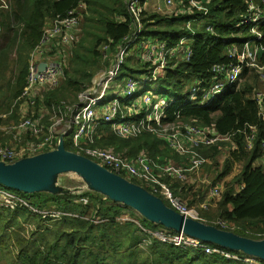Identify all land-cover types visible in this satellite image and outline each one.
Returning a JSON list of instances; mask_svg holds the SVG:
<instances>
[{"label": "trees", "instance_id": "obj_1", "mask_svg": "<svg viewBox=\"0 0 264 264\" xmlns=\"http://www.w3.org/2000/svg\"><path fill=\"white\" fill-rule=\"evenodd\" d=\"M85 1L89 11L99 16L95 20L104 32L101 45H110L111 54H116L117 47L130 31L127 14L129 0ZM75 3L76 0H10V10H0L3 28L0 37L5 38V43L0 46V125L17 124L24 117L36 119L41 115L40 107L51 111L52 106H60L71 95L76 100L77 95L84 90L82 88L90 84L100 71L97 61L100 52L97 47L101 40L94 43L92 50L95 56L92 55V60L96 58L94 66H91V58L83 55L85 60L81 61L80 69L77 65L75 72L70 73L67 68L62 85L47 93L43 99H38L37 106L26 110L21 118L22 96L27 86L31 54L41 42L44 27L57 14L65 13ZM245 6L246 0H210L209 18L204 23L192 24L195 35L190 41L193 50L191 61L177 63L175 72L169 70L153 85L167 83L170 86V91L163 93L166 96L156 94L172 100L167 109L169 118L162 122L163 126L209 128L220 137L213 144L191 149L205 158L202 169L213 162L217 165L222 152L230 144L234 147L225 159L221 173L213 177L212 190L220 186V181L232 172L236 164L242 166L238 177L227 185L225 191L220 192L219 200H214V215L211 217L203 213L205 223L216 227V222L223 221L229 226L228 229L218 227L220 230L261 241L264 240V120L259 117L260 106L252 93L255 88H261L263 92L264 89L262 85L259 86L257 74L250 72L248 65L244 64L238 84L216 96L211 103L197 106L189 100L192 98L189 93L192 82L198 81L202 90L209 82L214 83L215 76L211 73L213 66L240 65L239 60L229 58V46L236 45L241 53L245 45L257 37L245 26L241 30L238 28ZM179 7L168 14L147 11L143 16V34L146 39L158 37L156 42L166 43L169 48L178 46L181 38L189 33L185 24L192 19L191 16L177 14ZM199 15L197 11L194 17ZM209 24L214 27V34L206 32L205 28ZM257 31L263 36L264 46V23ZM137 53H131L122 66L126 72L124 79L147 74V67L143 69L139 65ZM14 54L16 57L12 59ZM76 54L80 55L79 49ZM259 58L264 63V50ZM111 61L112 58L108 65ZM174 65L172 63L171 69ZM43 113L46 118V113ZM250 126H257V138L253 150L249 151L246 143ZM146 127L137 137L121 139L113 132L112 124L102 123L96 128L98 131L95 135L87 138V145L90 148L111 150L128 159H136L144 154L159 165L188 163L189 155L180 156L172 148L171 153L168 143L161 140L157 133L149 131L150 127L159 129L156 122H147ZM163 135L167 136L165 133ZM66 138L69 137L64 138L65 150L74 152L70 139ZM5 139L10 141L11 138ZM6 143L0 141V145ZM65 174L54 177L47 188L33 194L14 190L18 195H12L0 189V192L28 203L17 202L13 206L0 203V264H248L243 259L249 255L243 251L198 238L195 239L202 246L183 243L177 246L169 240L164 241L165 237H178L180 232L112 203L90 182L81 189L50 191L53 181ZM191 176L188 175L184 180L163 181L174 195L195 206L198 200H202L203 192H193L197 186L188 179ZM139 183L141 185L138 187L151 194L146 185ZM0 188L9 189L2 184ZM82 199H87L88 204L77 203ZM159 199L170 207L167 200ZM53 208L75 216L51 218L41 214ZM126 217L130 220L122 221ZM210 248L218 252L208 253L206 250ZM227 253L239 259H228L224 256ZM260 264H264V260Z\"/></svg>", "mask_w": 264, "mask_h": 264}, {"label": "built area", "instance_id": "obj_2", "mask_svg": "<svg viewBox=\"0 0 264 264\" xmlns=\"http://www.w3.org/2000/svg\"><path fill=\"white\" fill-rule=\"evenodd\" d=\"M55 1L60 2L62 0ZM163 1L167 8L178 3L180 7L177 14L180 16L188 15L192 18L185 24L189 33L181 38L178 46L169 48L165 43L148 41L146 35L143 34L145 29L143 16L148 11L150 0H129L127 3L130 29L128 36L117 47L116 54H111L108 44L101 45L99 48L100 64L108 67L94 75L90 86L77 95L74 103H61L60 106H52L51 111H45L44 107H40L41 115L36 119L24 117L17 124L0 125V139L8 136L13 139L12 141L8 140L10 144L0 145V162L13 165L21 160L47 153V151H54L62 141V133L69 134L78 130L74 139L75 147L92 157L96 164L107 167L116 174H123L128 178L140 181L147 186L153 195L158 196V199L164 197L170 207L180 215L197 219L198 212L187 205L183 199L174 195L163 183V180H183L185 174L198 172L205 165L206 160L199 154L191 153L190 150L213 144L220 140V137L216 136L215 130L209 128L203 130L194 127L180 129L178 126H163L162 122L169 118L167 109L172 100L147 91L137 94L141 91L142 84H153L166 74V66L169 60L175 59L177 63H189L191 61L193 50L190 41L195 35L191 25L204 23L209 18L208 5L210 0ZM10 6V0H0V10L7 12L10 10ZM156 11H162V9L157 8ZM197 11L200 12V15L194 17ZM87 12L86 1L76 0L72 8L65 13L57 14L44 27L41 42L34 49L29 60V76L22 96V100H24L22 104H26L27 111L37 106L38 99H43L49 91L56 90L62 85L66 77L65 70L74 57L77 33ZM263 23L264 0H246L245 11L241 16L238 28L241 30L246 25L247 29L257 36V39L254 41V47L246 45L241 53L236 45L229 46L230 49L228 50L230 59L240 56L243 62L249 61L250 72L256 73L262 83H264V63L261 62L258 54L264 46L262 45L263 36L257 30L262 27ZM2 29V16L0 15V34ZM205 30L212 33L215 31L211 24L207 25ZM137 46H139L137 49L139 65L143 69L147 67V74L143 73V75L125 78L123 84L117 88V94L112 101L101 108L100 106L104 104L102 101L106 99L105 94L108 92V86L114 84L120 67L126 64L127 57L136 51ZM110 58L114 62L113 65H108ZM43 63L47 66L46 70L38 75L39 67ZM241 72V69L234 64L213 66L211 73L216 76L215 82H209L204 90L201 89L198 81L192 82L189 87V93L192 94V98L189 99L190 103L197 106H205L211 103L216 96L224 94L230 86L239 80ZM252 96L260 106L259 117L264 120V92L261 88H255ZM131 98L135 100L133 105L128 104V100ZM42 111L60 118L50 125L49 122L53 121L54 118L49 119L47 114L45 118ZM152 121H157L159 129L148 128L150 132H158L162 135L176 131L171 136L169 145L178 155H189L187 164L173 165L167 163L159 165L144 154L136 159H128L107 151L83 150L82 148L84 138L93 134L102 123L112 124L115 134L121 137H129L138 135L142 129L146 128L147 122ZM248 129L246 148L250 151L253 150L256 143L257 126H250ZM223 140L228 141V139ZM262 151L264 156V142L262 143ZM219 195L220 190L215 187L212 190V196L218 198ZM81 201L86 205L88 204L87 199ZM17 202L24 203L14 198L10 205L13 206ZM119 205L123 206L122 204ZM41 214L51 218L55 217L52 211ZM63 217L66 216L63 215ZM126 220L130 219L126 217L122 221ZM179 241L184 245L191 244L190 239L183 236L180 237ZM206 251L208 253L217 252L216 249H207ZM224 256L228 259H239L228 253ZM243 261L248 264L261 263V260L254 256L246 257Z\"/></svg>", "mask_w": 264, "mask_h": 264}, {"label": "water", "instance_id": "obj_3", "mask_svg": "<svg viewBox=\"0 0 264 264\" xmlns=\"http://www.w3.org/2000/svg\"><path fill=\"white\" fill-rule=\"evenodd\" d=\"M46 67V64H41L38 75L44 72ZM69 172L83 174L95 189L100 190L108 198L126 208L129 207L139 216L156 224L264 260V240L243 238L183 217L141 187L108 172L84 157L67 152L62 141L56 151L21 160L13 165L1 162L0 184L9 189L33 194L47 188L54 177Z\"/></svg>", "mask_w": 264, "mask_h": 264}, {"label": "rangeland", "instance_id": "obj_4", "mask_svg": "<svg viewBox=\"0 0 264 264\" xmlns=\"http://www.w3.org/2000/svg\"><path fill=\"white\" fill-rule=\"evenodd\" d=\"M157 8H161L164 14H168V13H170V12H172L174 10V8L171 9L172 7L171 8H167L166 4H165V2L163 0H153L149 4L148 10L151 11V12L156 13V12H159V11H156ZM87 14H88L87 18L85 19V17H84V19L81 22L80 30L77 33V42H76L75 47H74V53L76 54V50L79 49L80 55L77 56V54H76L71 59L69 65L67 67L69 69L70 73L71 72L74 73L75 69L80 65L81 61L85 60V59H83V55L85 57H90L91 61H92L91 66H94L96 64V58H95V61L92 60V55H93L92 54V50H93V47H94V43L96 41L98 42V41L101 40V43L97 47V51H99L100 45L104 42V41H102V39L104 37V32L101 29L100 23L95 20L99 16L95 12L89 11V9H88ZM191 29H192V25H191ZM148 40L149 41H156V40H158V37L150 36V37H148ZM4 43H5V38H2V36H1L0 37V46H2ZM138 47L139 46L136 47V51H137ZM15 57H16V54L13 55L12 59H14ZM97 61H98V63H101V57H99ZM113 63L114 62L111 61L110 65H113ZM172 63H175V65L171 69ZM176 64H177L176 60H169L168 63H167V66H166L167 72L169 70H171L172 72H175V68L177 67ZM98 66H99L100 70H105L108 67V66H105V65H102V64H99ZM79 69H80V66H79ZM125 76H126V72H125V69L122 67L121 70L119 71L118 76L114 80V84L111 85L109 87V89H108V92H106V94H105L106 99H104L102 101V102H105V103L100 106L101 108H103L105 105H107L108 103H110L112 101V99L117 94L116 93L117 88L119 87V85L123 84V80H124ZM90 84L84 86L82 89H86L88 86H90ZM261 85L263 86L262 88L264 89V83L261 82V84H260V81H259V86H261ZM144 91L155 93V94H160L162 96H166L163 93H168L170 91V86L167 83H159V84H155V85L144 83L141 86V91L137 95H139L140 93H142ZM75 101L76 100L71 95V96H69L67 98V100H65L62 103L71 104V103H74ZM128 101H129L128 104H130V105L135 104V100L133 98L129 99ZM20 113H21V118H22L23 117V112L21 110H20ZM46 114L48 115L49 119L52 118V117L54 118L53 121L49 122L50 125L52 123L56 122L57 120H59V118H60L58 116H54V114L53 115L49 114L48 112H46ZM175 126H177V125H175ZM150 128L155 129L154 127H150ZM155 130H158V129H155ZM97 131L96 130L94 131V135H95V133ZM175 132L176 131H174V132L170 131V132L165 133L167 136H164L163 134L161 135L158 132H155V133H157L159 135V138L161 140H165L168 143V145H169V140L171 138L170 136L175 134ZM171 133H173V134H171ZM62 135H63V138H64L66 133L65 134L62 133L61 136ZM76 135H77V131H74L73 133H69L68 134L69 138H66L65 140H68V139L74 140ZM88 137H90V136L89 135L86 136V140H87ZM118 137H121V136L118 135ZM126 138L127 137H121V139H126ZM167 147H168L169 151L171 152L172 149H171L170 145L167 146ZM233 148L234 147L230 144L222 152L221 156L218 157V159H217V161H218L217 165L214 162L211 163V164H208L203 169L201 168L196 174H193L191 177H188V179L191 180L192 185L194 184L195 186H197V188H194L193 192L201 190L203 192V198H202V200H198V202H197V204L195 206H190L188 201H186V200H184V201L191 208L195 209L196 211H198L200 213L203 221L206 220L204 218V216H203L204 212L210 214L211 217L214 215V211H215V208H216V206H215L216 204H215L214 200L215 201L217 199L219 200L220 195H219L218 198H214L212 196L211 181H212L213 177L216 176V174L218 175V174L221 173L222 167H223V163H224L225 159L230 156V153L233 151ZM55 150H58V149H55ZM241 170H242L241 164H236L234 169L232 170V172L225 179L221 180L220 183L218 184V185H220L218 187L220 192L222 190H224V191L226 190L227 185L230 184L235 178L238 177V175L240 174ZM128 179H130V178H128ZM88 181L89 180L81 173L69 172V173H67L65 175L60 176L59 178H56L53 181V184L51 185L50 191H52V190L57 191V190L81 189V188L85 187V185L88 183ZM127 181L132 183V184H134V185H137V186L141 185L139 183V181H137V180L130 179V180H127ZM0 189L4 190L7 193H10L12 195H18L16 193V191H14V190L3 189V188H0ZM7 193L0 192V203L1 204L10 205L12 203V200L14 198H16L15 196H12V195L7 194ZM106 198L108 199V197H106ZM26 205H27V203H26ZM55 210H56V208H53L51 211L55 212Z\"/></svg>", "mask_w": 264, "mask_h": 264}, {"label": "bare ground", "instance_id": "obj_5", "mask_svg": "<svg viewBox=\"0 0 264 264\" xmlns=\"http://www.w3.org/2000/svg\"><path fill=\"white\" fill-rule=\"evenodd\" d=\"M153 0H150V2H149V4L152 2ZM177 6H179V4L178 3H175L174 4V6L171 8V9H173V8H176ZM149 11V10H148ZM156 13H159V14H164L163 13V11H159V12H156ZM245 26V28H247L246 27V25H244ZM257 39V37H255V39H253L251 42H248L246 45H249L250 47H254V41ZM245 45V46H246ZM245 48V47H244ZM262 50H264V48L262 49ZM262 50H260L259 51V54H258V56H260V53H261V51ZM235 59H237V60H239V62H240V65H237V67H239L240 69H241V75H240V77L242 76V74H243V66H244V64H247L248 65V67H249V61H242L241 60V58H240V56L239 57H237V58H235ZM175 60V59H174ZM177 61V60H176ZM121 68H122V66L120 67V70H121ZM250 69V68H249ZM240 77H239V80H240ZM215 80H216V76H215V79H214V82H215ZM239 80L235 83V84H233L232 86H230L229 88H231V87H233L234 85H236V84H238V82H239ZM89 87V86H88ZM109 87L110 86H108V89H109ZM228 88V89H229ZM103 103H105V102H103ZM154 122H156L157 123V121H154ZM157 125H158V123H157ZM147 128V127H146ZM146 128H144V129H142L141 130V132L142 131H144V130H146ZM74 131H77V134H78V130H74ZM73 131V132H74ZM72 132V133H73ZM140 132V133H141ZM139 133V134H140ZM94 134V133H93ZM93 134H91V135H93ZM139 134L138 135H136V136H129V137H137V136H139ZM67 135V136H66ZM65 135V137H68V134H66ZM91 135H89V136H91ZM172 136V135H171ZM170 136V137H171ZM9 138H11L10 140L12 141L13 139H12V137H10V136H8ZM62 137V142H63V146L65 147V142H64V138H63V135L61 136ZM89 138V137H88ZM84 143H83V145H82V148H83V150H100V151H107V152H110V153H113V154H115L113 151H111V150H107V149H100V148H90L87 144H88V141L86 140V137L84 138ZM70 143H71V147H72V149H74V152H71V153H73V154H75V155H78V156H81V157H84V158H86V159H88V160H90V161H92V162H94L95 163V161H94V159L92 158V157H90V156H87L82 150H80V149H78V148H76L75 147V144H74V140H72V139H70ZM56 149H58V147L56 148ZM65 149V148H64ZM190 152L191 153H193L191 150H190ZM195 154V153H194ZM187 155V154H186ZM152 160V159H151ZM153 161V160H152ZM154 163H156L155 161H153ZM173 165H185V164H175V163H172ZM102 168H104L105 170H107L108 172H110V173H112V174H114V175H117V176H119V177H121V178H123V179H125L126 181L127 180H130V179H132V178H130V179H128V177H126L125 175H123V174H116L114 171H112L111 169H109V168H107V167H103V166H101ZM197 173V172H196ZM195 174V173H194ZM188 175H193V174H187V176ZM187 176H186V174H185V179L187 178ZM132 180H136V179H132ZM184 180V179H183ZM140 182V181H139ZM163 183L165 184V182L163 181ZM166 185V184H165ZM167 186V185H166ZM168 187V186H167ZM151 192V191H150ZM150 194V193H149ZM150 195H152V196H154V197H158V196H155V195H153L152 194V192H151V194ZM161 198H164V197H161ZM112 203H116V204H120V203H117V202H115L114 200H111L110 198H108ZM165 199V198H164ZM83 200V199H82ZM166 200V199H165ZM79 202H82V201H77V203H79ZM185 202V201H184ZM82 203H84V202H82ZM186 203V202H185ZM187 204V203H186ZM27 205H28V203H27ZM84 205H86V204H84ZM188 205V204H187ZM168 207V206H167ZM127 208H129V207H127ZM168 208H170V209H172L171 207H168ZM173 211H175L174 209H172ZM176 212V211H175ZM198 212V211H197ZM176 213H178V212H176ZM179 214V213H178ZM198 214H199V216H198V218L197 219H192V220H194V221H196V222H198V223H201V224H203V225H206V226H210V225H208V224H206L205 223V221H203V219H202V217H201V215H200V213L198 212ZM56 215H58V217H56ZM63 215H65V216H75V215H73V214H64V213H62V212H59L58 210H55V212H54V216L56 217V218H62V216ZM180 215V214H179ZM182 216V215H181ZM183 217H185V216H183ZM186 218H188V217H186ZM191 219V218H190ZM216 227L215 228H217V229H219L218 227H221L222 229H228V224L226 223V222H223V221H218V222H216ZM211 227H214V226H211ZM231 229H233V228H231ZM220 230V229H219ZM222 231V230H221ZM179 232V231H178ZM224 232H226V231H224ZM231 233V232H230ZM181 236H183V237H185V238H188V239H190V241H191V244L190 245H195V246H202V245H200V243H198L197 241H196V239L195 238H198V237H194V236H191V235H189V234H187V233H185V232H180V234H179V236L178 237H176V238H171V237H165V238H163V240L164 241H167V240H169V242H171V243H174L175 245H177V246H179L180 244H181V242L179 241V239H180V237ZM194 237V238H193ZM198 239H201V238H198ZM201 240H203V239H201ZM252 240V239H251ZM204 241H206V240H204ZM254 241H256V240H254ZM262 241V240H261ZM207 242H210V241H207ZM213 243V242H212ZM214 244H216V243H214ZM210 249H213V248H210ZM218 252V251H217ZM215 253V252H214Z\"/></svg>", "mask_w": 264, "mask_h": 264}, {"label": "crops", "instance_id": "obj_6", "mask_svg": "<svg viewBox=\"0 0 264 264\" xmlns=\"http://www.w3.org/2000/svg\"><path fill=\"white\" fill-rule=\"evenodd\" d=\"M23 112V116L25 115V112L27 110L26 104H22V108L20 109ZM1 142L6 143L8 140L5 138H1L0 140ZM11 141V140H10ZM6 144H10V142L8 141ZM242 186H240L239 188H241Z\"/></svg>", "mask_w": 264, "mask_h": 264}]
</instances>
